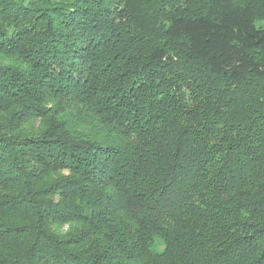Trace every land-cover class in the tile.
<instances>
[{"label":"trees","instance_id":"16d2710c","mask_svg":"<svg viewBox=\"0 0 264 264\" xmlns=\"http://www.w3.org/2000/svg\"><path fill=\"white\" fill-rule=\"evenodd\" d=\"M262 20L0 0V264H264Z\"/></svg>","mask_w":264,"mask_h":264},{"label":"rangeland","instance_id":"374dc122","mask_svg":"<svg viewBox=\"0 0 264 264\" xmlns=\"http://www.w3.org/2000/svg\"><path fill=\"white\" fill-rule=\"evenodd\" d=\"M258 24L264 26V20L258 21ZM158 248L161 249L162 248V244H160Z\"/></svg>","mask_w":264,"mask_h":264}]
</instances>
